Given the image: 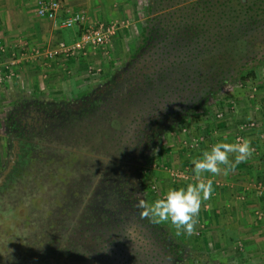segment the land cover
I'll use <instances>...</instances> for the list:
<instances>
[{"label":"trees","instance_id":"obj_1","mask_svg":"<svg viewBox=\"0 0 264 264\" xmlns=\"http://www.w3.org/2000/svg\"><path fill=\"white\" fill-rule=\"evenodd\" d=\"M145 2L137 46L119 65L116 75H104L91 91L68 100L14 93L3 103L2 123L14 127L22 141L19 161L9 171L8 184L3 189L8 193L0 196V220L2 217V223L12 234L9 241L19 233L21 243L29 245L32 228L28 219L38 224L50 219L51 211L44 205L48 198L43 185L52 186V206L61 208L67 219L74 212L72 199L65 191V185L71 183L70 176L79 180L78 173L93 174L97 170L95 163L101 167L104 158L128 156L136 160L147 158L153 149L161 152L165 130L180 128L199 109L217 99L223 100L225 85H245L255 79L257 64L264 62V37L259 39L264 35V0ZM45 100L57 106L79 104L78 112L85 119L75 125V134L80 137L77 146L50 151L52 145L60 143L47 146L36 134L34 142L29 126L35 114L25 110ZM82 132L87 139L81 137ZM62 152L65 155L61 156ZM139 163L141 175L144 165L141 160ZM19 164L24 165L21 170ZM16 175H21L18 182H14ZM35 183L38 195H34L32 188ZM73 196L78 199L81 193L75 191ZM15 220L23 224L12 225ZM141 224L142 233H147L150 240L142 241L141 236L131 246L103 239L99 229H91L89 239L96 245L101 262L97 264H215L176 236L170 225L152 224L146 219H141ZM40 233L37 229L36 240ZM135 235L134 238L140 237ZM217 264L232 263L218 260Z\"/></svg>","mask_w":264,"mask_h":264},{"label":"rangeland","instance_id":"obj_2","mask_svg":"<svg viewBox=\"0 0 264 264\" xmlns=\"http://www.w3.org/2000/svg\"><path fill=\"white\" fill-rule=\"evenodd\" d=\"M119 1L116 7V19H112L116 25V31L104 46L88 51L86 54L78 52L72 57L59 55L48 60L31 56L27 50L22 51L23 55L16 57L15 54L12 55L14 51L10 50L5 57L8 60L13 58L16 62L10 69L8 68L9 70L5 69L1 75L0 93L6 96L7 101L13 97L15 91L17 95L18 93L37 94L41 99L63 98L68 100L91 91L104 75L111 73L116 75L119 65L126 62L137 46L139 28L145 18L146 4L145 0H123V4ZM74 28H62L60 32L66 34L73 42L74 35L70 31ZM263 37L264 35H261L259 39ZM37 47L43 49L46 46L38 45ZM33 62L38 67L37 69ZM222 94L223 100L217 99L210 105H206L204 109H199L180 128L165 130L161 152L156 149L149 152L150 155L144 162L143 171L147 201L160 198L173 186L178 187L195 182L197 178L192 175L191 160L199 157L201 152L219 141L221 136H228L233 142L237 137H243L241 134L243 130L256 126V120L246 119L243 122V116H239V113L242 112L249 118V103L255 99V96L264 94V62L257 64L255 79L245 85L227 84L223 87ZM3 109V104L0 103V111ZM2 122L3 116L0 115V171L10 157V152H7L9 143L5 137ZM256 147L257 145H254L252 154L258 155ZM207 178H210L208 174L202 177V179ZM212 183L213 194L202 202L193 233L178 235L175 228L170 225L175 235L199 250L204 257H210L215 264L218 260L232 264H264V250H262L264 245L260 246L258 239H253V233L246 235L247 231H245L243 235L237 229L239 224L237 215L242 214L240 219L245 215L246 221L253 223V213H243V211L235 213L237 210L235 203H227L228 206H226V212H229L228 208L234 207L236 210L233 213L222 215L221 212L224 203V197L221 198L220 194L221 187H228L224 188L225 190H234L236 184L241 185L242 183L235 181L222 183L221 174L212 179ZM246 185H251V183L248 182ZM248 192L259 195L257 186ZM245 194V192L242 194L233 191V196L238 202L245 199ZM259 196L262 197V195ZM221 201H223L222 204H220ZM44 204L46 205L47 202ZM215 207L217 212L214 210ZM207 215L211 217L209 223L206 220L208 217L204 218ZM254 216L255 219L262 220L264 212L257 210ZM226 225L230 227L227 228Z\"/></svg>","mask_w":264,"mask_h":264},{"label":"flooded vegetation","instance_id":"obj_3","mask_svg":"<svg viewBox=\"0 0 264 264\" xmlns=\"http://www.w3.org/2000/svg\"><path fill=\"white\" fill-rule=\"evenodd\" d=\"M78 105L77 102H72L64 106H57L45 100L39 105L27 106L25 112L29 109L30 112L35 114L33 118L34 122L29 126L32 129L31 136L33 135V139L36 134V138L44 140L47 146H51L53 142L56 144L60 143V145H52L50 151H52V148L69 150V148L64 147L67 145L77 146L76 140L80 137L75 134L76 130L74 129H77L75 125L84 122L85 119L79 114ZM142 117L146 119V115ZM2 126L9 143V150L7 152H10V157L2 169L5 172L0 171L1 197L5 193H8L5 190L3 191V189L8 184L6 180L9 176V171L19 161V152L22 146L21 139L16 136L17 130L11 127L10 124L5 126L2 123ZM81 134V137L87 139L86 135H83V132ZM25 139L29 138H24L23 140ZM34 142H36L35 139ZM89 143H86V145ZM65 153L62 152L60 155L63 156ZM111 156H114V153ZM140 160L144 165L147 159L141 158L135 160L128 156L127 158L120 156L119 159H112V157L104 158L101 160V167L95 163L97 170L93 174L82 176L81 173H78L81 178L84 177L83 180L80 177L79 180H76L74 175L70 176L71 183L69 182L68 185H65V191L72 199L71 206L74 212L67 219H64V211H61V208L58 206L53 208L52 206L51 196H49L52 186L49 184L43 185L41 188L45 190V197L48 198L47 204L44 205L46 209H50L51 211L50 219H45V223L38 224V222H31L30 220L32 219L27 218L29 220L28 225L32 228L30 231L32 240L31 242L29 241L28 245L21 243L19 233H17L18 235L12 241L8 240V237L12 234L5 228L1 217L0 264L101 263L98 260L96 245L89 239L93 232L90 231L91 229H99L103 239L115 242L121 241L123 244L130 246L138 243L142 237V241L150 240L147 233H142L141 231L143 226L138 209L136 208L137 195L139 193H142L145 200L147 198L146 187L143 184V172L140 175L138 171ZM109 161H112V163ZM64 164L67 165L66 163ZM92 164L88 163L87 165L92 168L94 167ZM22 166L24 165L19 164L20 170ZM64 171H67L66 168ZM20 178L21 175L14 176V182H18ZM36 186V183L32 186L34 188V195L40 194L36 191L38 188ZM75 191L81 193L80 198L74 199L73 193ZM73 221H77L79 224L75 226ZM22 224V221L17 222L16 220L12 223L15 226ZM37 229L41 232L39 240H36ZM85 233L87 236H85ZM135 234L139 238H134Z\"/></svg>","mask_w":264,"mask_h":264},{"label":"crops","instance_id":"obj_4","mask_svg":"<svg viewBox=\"0 0 264 264\" xmlns=\"http://www.w3.org/2000/svg\"><path fill=\"white\" fill-rule=\"evenodd\" d=\"M37 1L38 0H0V40L6 44L9 49L17 50L18 47L22 45L30 48L37 47L38 45H45L46 47L43 49H46L54 47L56 42L59 41H63L66 44L72 43L71 38L60 32V29L62 28L59 24L53 25L50 20L37 15ZM60 1L62 8L57 16L58 21L62 19L67 10H70L83 12L90 22L97 20L112 22V19H116L115 16H117L116 7L118 6L117 2L119 0ZM119 2H121L120 4H123V0ZM118 14H120V12ZM70 32L74 35L73 40H75L79 35L80 28L75 27L74 29H71ZM69 36H71V34H69ZM37 63L41 66L38 61ZM33 65L34 67L36 66L35 63ZM35 68L37 69L38 67L36 66ZM5 97V95L0 93V103L5 104L7 102ZM248 107L250 108H248L250 114L249 118L246 117L245 114H242V112L239 113V116H243V122L246 119H253L256 120L257 123L254 128L243 130L241 134L243 137H246L251 141L252 148L254 145H257L256 149L259 153L258 155L252 154L246 162L239 164L233 171H230L227 176H224L223 173H221L222 183L225 182L226 184L227 182L235 181L238 183L241 182L242 184H236L234 190L231 189L232 191L224 189H227L228 187H221V198L224 197L223 201L226 205H224V203L222 204L223 201H221L220 204H222V215H227L231 212L233 213L236 210L233 207L232 209L228 208L229 212H226V206H228L227 203L236 204L237 210L235 213H242V211L243 213H253V223H251V221H246L245 215H243L242 219L239 218L242 214L239 216L237 215V220L239 221L237 229L243 235L245 231H247V233H245L246 235H251L253 233V239H258V244L263 246L264 218L262 220H257L255 219L254 213L257 210L258 212H264V198L258 194L254 195L253 192L249 193L248 191L254 190V187H259V185L264 187V94L255 96V99L249 103ZM219 141L232 142L228 136H221ZM216 177L217 176L210 178L214 179ZM248 182H250L251 185L247 186L246 184H248ZM233 191H236L237 193L241 192L242 194L245 192V199L242 202L236 201L237 199L235 200ZM214 210L217 212L216 207ZM204 218H206L209 223V218L211 217L207 215ZM226 226L227 228L230 227L228 225ZM262 250L264 249L262 248ZM259 253L262 252L259 251Z\"/></svg>","mask_w":264,"mask_h":264},{"label":"clouds","instance_id":"obj_5","mask_svg":"<svg viewBox=\"0 0 264 264\" xmlns=\"http://www.w3.org/2000/svg\"><path fill=\"white\" fill-rule=\"evenodd\" d=\"M253 153L251 141L246 137L233 142L218 141L191 160V172L197 179L183 186L169 188L160 198L147 201L142 193L137 195L136 208L141 219L152 224L167 223L177 234H192L198 222L201 204L213 194L211 178L223 173L227 176Z\"/></svg>","mask_w":264,"mask_h":264},{"label":"built area","instance_id":"obj_6","mask_svg":"<svg viewBox=\"0 0 264 264\" xmlns=\"http://www.w3.org/2000/svg\"><path fill=\"white\" fill-rule=\"evenodd\" d=\"M61 8L62 4L60 0H38L36 13L38 16L50 20L53 25L59 24L61 28L79 27V35L71 44L59 41L54 47L46 49H40L38 47L30 48L22 45L19 46L17 50H13L14 53L12 52V55L15 54L16 57H19V55L21 56L24 54L22 51L27 50V53L31 56L48 60L59 55L72 57L78 52L86 54L88 51L104 46L116 31L115 23L102 20L90 22L87 16L80 11L67 10L62 19L58 21L57 16ZM10 50L11 49L0 40V80L5 69L9 70L16 62L13 58L8 60L7 57H5V55L10 53ZM238 138L241 137H237L236 140ZM258 193L263 196V186L259 185Z\"/></svg>","mask_w":264,"mask_h":264}]
</instances>
